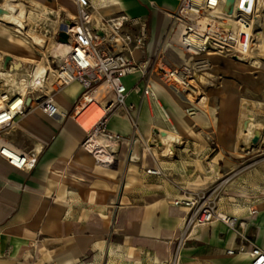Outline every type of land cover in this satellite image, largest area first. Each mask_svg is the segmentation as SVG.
Segmentation results:
<instances>
[{
	"label": "crops",
	"instance_id": "0c3cea01",
	"mask_svg": "<svg viewBox=\"0 0 264 264\" xmlns=\"http://www.w3.org/2000/svg\"><path fill=\"white\" fill-rule=\"evenodd\" d=\"M9 2L17 1L5 0L0 9ZM18 2L28 7L37 5ZM90 3L94 26L98 25L96 21L117 16L137 22V25L127 27L134 33L139 24H144L146 46L143 50L132 51L134 60L143 61L160 50L171 67L186 65L183 59L186 54L165 42L172 24L170 14L176 10L177 0H90ZM11 30L7 25H0V61L2 54L10 52L11 44L16 41ZM230 61L248 71L226 73L238 78L255 98L241 94L235 101L237 106L231 107L235 114L227 124L239 125L240 135L233 129L229 136H217L216 146L222 149L215 150L217 158L225 157L223 151L231 157L239 151L237 142L246 141V132L241 131V125L247 120L254 124L253 130L259 129L261 139H264V128H258L262 124L255 111L264 110V71L261 68L252 70L242 61ZM205 75V85L210 90H229L230 95H237V83L221 79L220 72L214 67ZM122 82L128 91L126 104L133 105L138 114L137 131L133 134L130 123L121 114L107 116L108 133L125 140L113 143L102 156L83 147L85 131L73 113L83 93L77 83L53 94L57 115L49 118L34 109L15 119L10 128L0 133V146L36 157L35 166L29 171L17 170L0 157V264H115L118 261L168 264L181 239L186 210L171 204L178 199L173 193L160 195L144 188L142 181L155 176L147 175L138 167L132 173L127 170L128 161H137L138 151L134 148L152 136L161 142L162 128L167 123L153 97L142 95L145 81L139 73L125 76ZM151 89L156 98L166 102L174 125L184 131L187 141L192 142L197 117H185L184 102L181 103V98L174 93L169 97L167 88L155 76L151 79ZM93 93L97 106L102 108L105 100L101 91L96 88ZM202 97L199 104L206 100L204 95ZM243 100L249 101V117L240 121ZM198 121L201 126L206 123L202 117ZM164 133L168 137L166 142L162 139V143L177 142L168 131ZM124 145H127L125 155L120 152ZM194 152L189 149V156H194ZM202 152L206 154L208 150ZM112 156L114 162L107 168ZM260 171L254 170V173ZM249 173L253 174L252 171ZM253 190L260 194H248L245 201L244 197H237L233 201L239 204L225 212L245 220L246 236L264 251V188L254 183ZM252 210L255 213L250 214ZM181 240L184 254L193 258H204L216 264H249L247 256L226 254L228 249L236 247L238 240L222 223L195 228L189 235L185 233Z\"/></svg>",
	"mask_w": 264,
	"mask_h": 264
},
{
	"label": "built area",
	"instance_id": "2783aa9c",
	"mask_svg": "<svg viewBox=\"0 0 264 264\" xmlns=\"http://www.w3.org/2000/svg\"><path fill=\"white\" fill-rule=\"evenodd\" d=\"M225 1L177 0V8L170 14L172 24L165 35V42L196 59L217 55L248 63L255 43V33L263 31L264 34L260 23H264V0H234L230 14L225 10ZM74 3L77 9L75 21L66 30L70 51L52 72V93L42 96L38 102L32 98L26 106L27 95L39 89L30 86L25 95H20L17 90L4 93L0 78V133L10 128L15 119L34 109H39L49 118L57 115L53 94L77 83L83 88L81 97L84 94H93L98 88L105 100L102 117L88 132H84L83 147L94 138L119 143L125 139L108 133L107 116L119 113L130 123L133 134L137 131V111L133 105L126 104L128 91L122 82L125 76L139 73L145 81L142 95L154 97L151 89V79L154 76L164 84L170 83L173 88L186 91L191 87V81H194L192 71L208 67V62L204 59L193 65L171 67L161 56L160 50L138 62L134 60L132 51L143 50L146 46L147 33L144 24H139L134 33L127 30V27L138 23L125 16H117L101 19L94 26L90 0H74ZM134 90L138 91V88L135 87ZM0 157L20 171H29L36 163L33 154L15 152L7 146H0ZM113 162L114 157L106 167H111ZM146 174L159 177L161 171L158 168L147 169ZM171 204L186 210L181 239L185 233L189 235L195 228L222 223L233 231L238 240L235 248L226 251L228 256H247L249 264H264V251L245 234L246 221L217 212L204 193L197 192L174 200ZM251 213L255 211L252 210ZM181 239L173 253L174 258L183 244Z\"/></svg>",
	"mask_w": 264,
	"mask_h": 264
},
{
	"label": "rangeland",
	"instance_id": "374dc122",
	"mask_svg": "<svg viewBox=\"0 0 264 264\" xmlns=\"http://www.w3.org/2000/svg\"><path fill=\"white\" fill-rule=\"evenodd\" d=\"M4 1L5 0H0V5L3 4ZM16 1L17 2L15 3L21 4L23 7L25 6L24 8L26 9L30 10L36 8V10L38 9L40 13H42L34 19L29 18L26 23H24L25 30H28L31 25H36L33 33L36 35L37 39H31V43L25 41V39L22 38V35H18V31L21 34L24 33L20 28H14L12 25L0 22V25L9 26V28L12 29L11 31L16 35V41L11 44V51L7 54H2L3 59L0 61V69H2V64L6 56H10L13 62L16 58L27 60L26 62L28 64L26 66L28 71L25 72L24 70H21V73L15 75V79L21 83L23 79H27V75L34 63L44 61L52 72L57 68L58 64L62 61L60 56L54 57L55 54L61 52L59 44H63L59 42L61 40L59 37L62 30L61 28L65 25L70 26L74 23L77 9L74 0ZM18 1L24 3L29 2L32 5L35 3L37 5L34 6H39V8L28 7ZM6 8L7 5H4L0 9L2 11L0 16L4 13ZM260 39H262V41ZM258 41L259 42L256 43L253 50L254 54L253 56H250L251 58L249 59V62L243 63L248 65L250 62L257 61L261 66L260 68L264 71L263 33ZM52 44L53 46L51 47ZM183 59H185L184 61H186V63L184 64L186 65H193L196 61L204 59L208 62V67L192 71L194 74V76H192L194 82L191 83V87L186 91L173 88L169 85L170 83L164 84L162 81L160 82L167 88L169 97L173 96L174 93L181 98V103L184 102L185 106L182 111L185 117H197V124L193 128L191 135L193 141H187L188 138L186 139L184 131L174 125L172 118L167 112L166 102L154 96L153 101L167 123L162 129L172 134L177 142H172L170 143L171 145H166L162 143L161 138V142H158L153 136L147 142H140L137 148H134L138 151L137 161L136 163L128 161L129 165L127 170L132 173L133 171H136L137 167L143 172H146L147 169L158 168L161 171L159 177H148L142 181L145 189L153 190L160 195L173 193L178 199H183L194 193L202 192L205 197L209 198V201L212 202V206L215 207L217 212L226 214L225 211L233 209L239 204L237 201H233L237 200V197H244L245 201V199L248 198V194H260V191L257 192V190H253L254 183H257L261 188H264V169L262 168L264 167V139H261L258 129L253 130L251 133L252 136L250 135L251 138L246 140L247 142H237L239 151L235 153L233 157L226 154L225 151H223L224 158H217L215 156V150L221 149V147L217 148L216 146L215 138L217 136H229L233 132V129L235 134L240 135L239 125L233 127L232 125L227 124L230 122L229 119L232 117V114H235V111L231 109V107L237 106L235 101L241 98V94L251 95L252 98H255V96L249 93L250 91H247L246 86H244L238 78L231 77L226 72L236 70L244 73L248 70L232 63L227 57L204 56L196 59L189 55H184ZM213 67L220 72L221 79L232 80L237 83V95H230L229 90L222 92L212 89L210 90V88L205 85L207 79L205 74ZM215 87L216 85H214V88ZM50 91L51 86L45 85L38 90L36 95H50L52 93V91ZM202 94L206 97V100L203 104H199V101L203 98ZM262 100L263 99L261 98V101ZM255 111L257 118L260 119V123L262 124L258 126V128L263 130L264 110ZM237 112L238 119L240 109H238ZM196 114L199 115L196 116ZM199 117H202L204 121H206L202 126L199 124ZM247 117H249V114L247 113V102L243 100L242 117L240 121H242L243 118L247 119ZM248 126H254V124L247 120V123L241 125V131L246 132ZM256 136L258 137V140L254 144L252 139ZM189 149L195 151L194 156H189ZM206 149L208 152L202 154V151H205ZM234 149L236 150V145L234 146ZM120 152L124 155L125 153L127 154V145L121 146ZM124 155L121 156V162H123V164L125 163ZM219 159L221 160L219 161ZM256 169L259 171L261 170V173H254V170L255 172L257 171ZM251 171L253 174L249 173ZM183 249L184 245L181 244L177 252V258H174V255L172 254L168 264H175V260H177V264H216L204 258L199 259L185 255ZM115 264L134 263L118 261Z\"/></svg>",
	"mask_w": 264,
	"mask_h": 264
},
{
	"label": "bare ground",
	"instance_id": "6f19581e",
	"mask_svg": "<svg viewBox=\"0 0 264 264\" xmlns=\"http://www.w3.org/2000/svg\"><path fill=\"white\" fill-rule=\"evenodd\" d=\"M24 7L21 4H18L15 2L7 3V8L4 10V13L0 16V22L4 24L12 25L14 28H18V29L20 28L21 31H24L23 33L24 35L21 34L19 31L17 32L18 35H22V38H24L25 41L31 43L30 41L31 39L32 40L37 39L36 35H34L33 33L36 25L35 26L31 25L30 28H28V30H25L24 23H26V21L29 18L34 19L38 17L39 15H41L42 13H40L38 9L36 10V8L35 9L32 8L29 10ZM35 7L39 8V6H35ZM96 22L99 24V21H96ZM260 23H261V28L263 29L264 23L262 21H260ZM68 27L69 26L65 25L61 29L67 32L66 30ZM261 35H262L261 31L255 33V43L253 45V50H254L256 43L259 42L258 40ZM260 40L262 41V39ZM59 42L63 43V44H59L61 52H59L58 54H55L54 57L60 56L62 60L68 55L70 48H69L68 41H59ZM52 46L53 44L51 45V47ZM253 54H254V51L250 53V56H253ZM26 61L27 60L25 59L17 58L14 60V62L12 61V65H14L15 67L14 70L5 71L3 69H0V78L2 79V90L4 93L10 92L12 90H17L20 95H25L26 89H28V87L30 86H32L33 88L40 89V88H43L45 85L51 84L52 71L49 70L48 66L46 65L44 61L39 62V63H34L33 67L31 68L30 72L27 75V79L26 80L23 79L22 80L23 82L21 81V83H19L15 79V75H17V73H21V70H24L25 72L28 71L27 66H26L28 63ZM249 67L255 70L257 69L260 70L261 66L256 61V62H250ZM246 102L248 103L249 101H246ZM97 105L99 104H97L95 101L94 93L84 94L81 97L80 101L78 102L76 110L73 112L75 114L76 122L78 123V125H80V127L85 132H88L92 128V126L96 123V121L100 119V117H102L104 113V110L102 108H99V106ZM253 129H254V126H250V127L248 126L246 128V134H245L246 140L250 139V135L253 132ZM161 135H162L161 139H163L164 141L168 137L167 134L164 132H161ZM113 143L115 142H113L112 140H105L104 138H94L90 141V143L86 147H84V149L92 154H95L96 156L97 155L102 156L103 152L106 151L110 146H112ZM174 263L177 264V260H175Z\"/></svg>",
	"mask_w": 264,
	"mask_h": 264
},
{
	"label": "water",
	"instance_id": "95a60500",
	"mask_svg": "<svg viewBox=\"0 0 264 264\" xmlns=\"http://www.w3.org/2000/svg\"><path fill=\"white\" fill-rule=\"evenodd\" d=\"M233 3H234V0H226L225 1V10H227V12L230 14L231 11H232V8H233ZM1 12V10H0ZM59 37L61 38L60 41H68V35L67 33L65 32V30H61V33L59 34ZM14 65H12V59L10 56H6L4 58V61H3V64H2V69L3 70H14ZM38 92V90H34L33 93H30L27 95L26 97V100H25V105L28 106L29 103L32 101V98L38 102L39 99L42 97V96H39V95H36V93ZM258 140V137H254L252 139V142L255 144Z\"/></svg>",
	"mask_w": 264,
	"mask_h": 264
}]
</instances>
